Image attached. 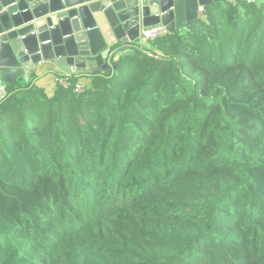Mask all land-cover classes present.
<instances>
[{"label": "trees", "instance_id": "trees-1", "mask_svg": "<svg viewBox=\"0 0 264 264\" xmlns=\"http://www.w3.org/2000/svg\"><path fill=\"white\" fill-rule=\"evenodd\" d=\"M113 66L6 88L0 264H264V1Z\"/></svg>", "mask_w": 264, "mask_h": 264}, {"label": "water", "instance_id": "water-1", "mask_svg": "<svg viewBox=\"0 0 264 264\" xmlns=\"http://www.w3.org/2000/svg\"><path fill=\"white\" fill-rule=\"evenodd\" d=\"M226 1L0 0V88L28 79L43 63L112 73L118 54L142 44V30L164 25L175 34L182 8L190 27L200 8Z\"/></svg>", "mask_w": 264, "mask_h": 264}, {"label": "crops", "instance_id": "crops-1", "mask_svg": "<svg viewBox=\"0 0 264 264\" xmlns=\"http://www.w3.org/2000/svg\"><path fill=\"white\" fill-rule=\"evenodd\" d=\"M230 1H234V0H230ZM260 1H264V0H260ZM176 22H177V28L181 27V26H186V21H185V14L182 8L181 13L176 17ZM142 45H144V43H142ZM135 47V44H130L129 48L126 50V52H130L132 48ZM125 52V51H124ZM122 52V53H124ZM121 53V54H122ZM121 54H118V56L115 57V59H117ZM96 66L93 65V68H95ZM73 71L70 69H64L61 67L56 66L53 63H43L39 66H37L36 70L29 73L28 74V79L21 77L18 78L16 80V84L20 83L21 81L24 82H30L31 80V74L35 73V79L33 80V85L44 89L46 94L50 97H52L58 87V85H61L59 83V81H64V77L65 75L71 73ZM85 74L89 75L86 76ZM91 76L92 73L90 72H79L77 74V78H78V82L77 84H81L84 82H90L91 80ZM15 84V85H16ZM7 88V87H6ZM6 88H0V97H2L4 95V98L7 96L6 93Z\"/></svg>", "mask_w": 264, "mask_h": 264}, {"label": "built area", "instance_id": "built-area-1", "mask_svg": "<svg viewBox=\"0 0 264 264\" xmlns=\"http://www.w3.org/2000/svg\"><path fill=\"white\" fill-rule=\"evenodd\" d=\"M243 1H245L248 4H259L261 2L260 0H243ZM203 13H204V8H200L199 9V19L201 17H203ZM183 31L186 32L187 30L184 29ZM168 34H169V31H168L166 26L157 25V26L142 30V32L140 34V39H141L142 43H147V42L155 41L159 38H162ZM77 74H78V71L73 68V71L71 73L65 75V77H64L65 80L59 81V83L61 84V86L67 88L69 86L68 80L73 79V78H77ZM85 87H86V85H84V84H77L75 87V92L76 93H83V91L85 90ZM3 99H4V95L2 97H0V102H2Z\"/></svg>", "mask_w": 264, "mask_h": 264}, {"label": "rangeland", "instance_id": "rangeland-1", "mask_svg": "<svg viewBox=\"0 0 264 264\" xmlns=\"http://www.w3.org/2000/svg\"><path fill=\"white\" fill-rule=\"evenodd\" d=\"M183 32H184V31H183ZM81 84L87 85V84H88V82H84V83H81Z\"/></svg>", "mask_w": 264, "mask_h": 264}]
</instances>
